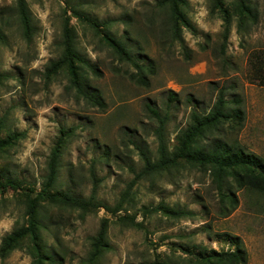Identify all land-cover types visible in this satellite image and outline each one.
<instances>
[{
  "label": "rangeland",
  "instance_id": "rangeland-1",
  "mask_svg": "<svg viewBox=\"0 0 264 264\" xmlns=\"http://www.w3.org/2000/svg\"><path fill=\"white\" fill-rule=\"evenodd\" d=\"M17 1L0 0V138L16 137L0 152V183L20 185L0 189V246L13 232L21 237L0 253V264H204L198 261L204 250L226 252L224 234L238 236L246 264H264V195L231 183L238 203L224 210L210 172L182 159L128 188L144 166L137 147L158 159V123L146 104L165 121L172 157L191 113L207 116L224 92L226 105L243 113L241 125L224 124L197 144L222 139L264 159V0H184L180 42L165 33L168 11L159 0H24L26 29ZM93 22L100 35L122 41L144 69L153 66L151 75L144 70L148 87L129 79L135 68L103 42ZM66 24L77 52L100 72L79 64L83 90L97 92L104 108L87 103L65 68L51 72ZM56 145L52 191L86 199L95 185L102 207L82 213L38 202L31 214L26 194L40 191ZM120 201L111 214L107 208ZM104 220L103 248L94 258Z\"/></svg>",
  "mask_w": 264,
  "mask_h": 264
},
{
  "label": "trees",
  "instance_id": "trees-1",
  "mask_svg": "<svg viewBox=\"0 0 264 264\" xmlns=\"http://www.w3.org/2000/svg\"><path fill=\"white\" fill-rule=\"evenodd\" d=\"M182 3H185L184 0L158 1V7L168 11V13L164 11L168 18V22H166L167 24L164 29L165 33H167L172 40H177L179 42L181 41L178 30V20L181 19L179 16V5ZM17 14L24 28H28L29 15L26 11L24 0L17 1ZM169 21H171V23ZM93 27L96 29L97 34L102 37L103 42L114 52L115 55L119 56L121 61L129 63L135 68L134 73L128 74L129 79L139 86L148 87V75L144 70L147 69V72L151 75L154 73L153 66L151 65V67H146L144 69L137 61L134 60L130 52L127 50L126 45L122 41L114 40L107 35H100L101 32L97 30V24L95 22H93ZM62 35V55L60 60L52 64L51 72L55 73L57 70L65 68L71 79L72 87L74 84L77 86L76 91L84 96L87 103L104 108V103L97 92H84L80 83L81 74L79 64L95 76H100L99 70H97L89 63L88 60L84 59V57L77 52L73 44L71 30L68 28L67 24L64 27ZM169 93V101H174L176 95L171 92ZM223 94L224 92L219 93L207 116L201 117L196 112L191 113L192 123L176 137L179 147L177 148V152H175L172 157H170L167 152L163 137L165 121L155 108L146 104V110L158 123L155 130V135L157 137L158 159L155 162H152L146 153L137 147L144 166L139 173L135 174V177L129 183L128 188L135 185L137 180L141 177L151 173L154 174L156 172L163 171L173 165L178 159H182L187 164L201 166L210 172L212 184L217 190V194L224 206V210L226 209V205H228L229 208L234 209L238 203L237 197L231 188V183L235 185L237 190L245 189L255 194L264 195V159L255 154L245 152L242 147L236 143H228L222 139H212L201 147L196 142L198 138L204 137L206 132L210 133L212 131H217L219 127L224 124H234L232 128H236L241 125L243 121V113L238 108H229L226 105L227 101L224 99ZM233 102L239 103L240 100L237 97H233ZM15 139L16 137H8L5 139L0 138V152H3L6 147H9L11 142ZM58 157L59 146L56 145L51 150V155L47 162L48 174L42 187L40 188V191L35 193L31 190L29 194H26L31 214L35 213L38 202H46L56 206L72 208L79 210L82 213H87L91 210L102 207L95 202V185L93 186V192L86 199L74 197L68 193L52 191L57 173ZM0 189L5 191L7 189L16 190L20 189V185L16 180L8 179L4 183H0ZM124 195L122 196V199L125 197ZM121 207L122 201H120L114 208H107V210L111 214H115L121 209ZM144 210L148 211L147 208H144ZM156 211L157 209L153 208L150 209L148 213H154ZM34 218L35 217L33 216V219ZM129 222L131 226L135 228L141 226L140 224L134 223L133 218H129ZM106 228L107 221L104 220L93 244L95 250L92 254L94 258L97 257V253H100L103 248ZM223 236L224 240L229 244L228 246H232L234 249L229 250L228 248L226 252H218L214 250L206 252V250H204V253L198 256L202 261H198L204 262V264H246L247 254L238 236H231L229 234H224ZM19 237H21L19 233L13 232L6 239H3L0 246V253L2 256H5L6 252H10V250L16 247V241ZM40 240V236L36 235V237H34L33 244L38 245ZM90 264H94V262H91Z\"/></svg>",
  "mask_w": 264,
  "mask_h": 264
},
{
  "label": "crops",
  "instance_id": "crops-1",
  "mask_svg": "<svg viewBox=\"0 0 264 264\" xmlns=\"http://www.w3.org/2000/svg\"><path fill=\"white\" fill-rule=\"evenodd\" d=\"M228 248H229V246H228ZM232 248H233V247H232ZM233 249H234V248H233ZM233 249H232V250H233ZM226 251H227V249H226Z\"/></svg>",
  "mask_w": 264,
  "mask_h": 264
}]
</instances>
